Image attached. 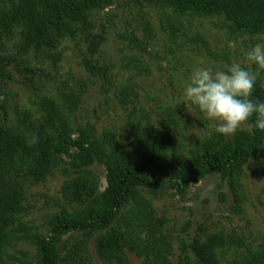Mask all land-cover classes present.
I'll return each instance as SVG.
<instances>
[{"label":"rangeland","instance_id":"1","mask_svg":"<svg viewBox=\"0 0 264 264\" xmlns=\"http://www.w3.org/2000/svg\"><path fill=\"white\" fill-rule=\"evenodd\" d=\"M91 20L93 33L105 34V42L94 56L88 51L83 33L75 41L63 39L52 56L34 51L21 53L19 28L11 39L4 37L0 65L13 97L8 125L29 143L39 135L40 126L53 139L61 126L67 127L74 138H79L82 130L97 137L112 132L135 157L133 139L128 136L140 125L151 135H156V131L168 133L169 151L187 157L203 141L219 135L198 108L184 98L183 86L190 72L208 64L223 69L232 62L256 72L255 65H248L244 53L264 40V34L242 33L222 17L177 18L171 7L152 5L145 0H113L111 6L93 12ZM258 77L264 79V71ZM49 102L56 105L57 126L46 122L45 106ZM250 131L249 123H245L234 136L223 137L233 141L240 133ZM79 152L70 148L68 153L56 156L58 166L53 175L27 188L24 205L28 213L23 214L21 221L32 227L33 233L48 236L47 221L61 212V190L70 178L67 172L73 156ZM88 171L97 177L99 193H103L107 186L105 165L96 161ZM154 183L155 179H151L142 188L150 199ZM241 183L246 196L243 212L234 206L230 186L217 173L182 191L172 189L161 198L151 199L158 217L166 222L167 232L174 237L173 260L178 261L184 255L183 243L205 240L204 235L200 236L202 225L210 234L223 235L227 246L221 251L222 264L264 250L262 158L249 162ZM69 237L70 234L64 240ZM95 245L94 238L89 244L90 256L94 264H104L96 255ZM8 251L17 258L21 257V251L25 252L33 264L40 259L37 247L29 240ZM190 257L193 259L192 254ZM130 261L140 264L135 256H130Z\"/></svg>","mask_w":264,"mask_h":264},{"label":"trees","instance_id":"2","mask_svg":"<svg viewBox=\"0 0 264 264\" xmlns=\"http://www.w3.org/2000/svg\"><path fill=\"white\" fill-rule=\"evenodd\" d=\"M145 1L171 7L177 18L217 16L242 33L264 34V0ZM112 3L113 0H0V51L4 49V37L11 39L19 28L21 53L34 51L52 56L63 39L75 41L83 33L88 51L94 56L105 42V34L93 33L92 13ZM85 62L90 65L89 59ZM2 68L0 65V264H33L23 251L20 258L9 254V248L25 240L37 247L40 259L35 264H94L89 252L94 238L96 255L104 264H131L130 256L139 259L140 264H222L221 251L227 243L221 233L210 234L203 225L200 236L204 235L205 240L198 238L188 245L182 241L184 255L173 260L174 237L167 232L165 220L158 217L152 200L172 189L182 191L217 173L230 186L234 206L243 212L246 196L242 176L253 159L262 158L264 165V131L251 128L233 141L215 135L187 157L169 151L168 133L156 131L151 135L140 125L128 136L133 139L135 157L112 132L97 137L82 130L81 136L74 138L67 127L61 126L53 139L40 126L39 135L29 143L8 125L13 97ZM253 97L264 101V79L258 77ZM45 110L47 124L57 126L55 103H47ZM70 148L80 152L73 156L67 172L70 178L61 190V212L48 219L47 237L33 233V228L21 221L28 213L24 205L27 188L52 176L58 166L56 156L68 153ZM96 161L103 163L107 171L103 193H99L97 177L88 171ZM151 179H155L149 191L152 200L142 189ZM68 234L69 239L64 240ZM228 264H264V250L249 252L246 259Z\"/></svg>","mask_w":264,"mask_h":264},{"label":"clouds","instance_id":"3","mask_svg":"<svg viewBox=\"0 0 264 264\" xmlns=\"http://www.w3.org/2000/svg\"><path fill=\"white\" fill-rule=\"evenodd\" d=\"M244 57L248 65H255L256 72L239 62L223 69L208 64L195 67L183 86L185 100L224 137L234 136L249 121L250 128L264 131V101L253 97L259 72L264 71V40L251 45Z\"/></svg>","mask_w":264,"mask_h":264}]
</instances>
